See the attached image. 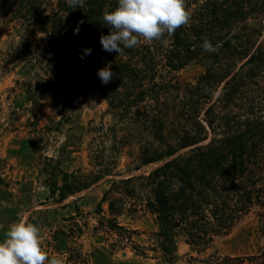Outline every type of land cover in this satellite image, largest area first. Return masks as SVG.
Listing matches in <instances>:
<instances>
[{
	"label": "trees",
	"instance_id": "trees-1",
	"mask_svg": "<svg viewBox=\"0 0 264 264\" xmlns=\"http://www.w3.org/2000/svg\"><path fill=\"white\" fill-rule=\"evenodd\" d=\"M69 2L0 0V19L46 42L53 92L73 101L99 89L111 110L136 123L143 135L139 165L155 167L118 182L144 189L140 206L154 217L164 262L178 259L182 238L198 264H264V247L244 257L199 259L243 216L264 213V0H185L187 25L159 41L140 38L120 53L100 43L110 33L103 12L117 0H83L74 9ZM204 39L216 51H204ZM192 62L203 73L194 83L180 82L175 73ZM109 65L113 77L104 84L98 70ZM87 186L65 183L52 193L58 190L60 201ZM117 200L110 199L111 211ZM106 222L125 230L113 217Z\"/></svg>",
	"mask_w": 264,
	"mask_h": 264
},
{
	"label": "rangeland",
	"instance_id": "rangeland-1",
	"mask_svg": "<svg viewBox=\"0 0 264 264\" xmlns=\"http://www.w3.org/2000/svg\"><path fill=\"white\" fill-rule=\"evenodd\" d=\"M49 58L45 41L0 19V240L11 222L26 217L41 229L42 248L64 264H168L157 247L154 217L140 206L144 189L132 184L136 196L130 199L132 185L118 182L155 167L139 165L138 126L111 110L99 89L73 101L53 92ZM203 71L192 62L175 76L194 83ZM65 183L88 186L59 201L52 189ZM106 191L112 197L105 199ZM112 198L119 199L113 211ZM109 217L125 230H110ZM263 247L264 213L256 209L199 259L244 257ZM177 253L171 264H198L182 238Z\"/></svg>",
	"mask_w": 264,
	"mask_h": 264
},
{
	"label": "clouds",
	"instance_id": "clouds-1",
	"mask_svg": "<svg viewBox=\"0 0 264 264\" xmlns=\"http://www.w3.org/2000/svg\"><path fill=\"white\" fill-rule=\"evenodd\" d=\"M69 6L82 8L83 0H70ZM189 21L185 0H117L114 10L106 8L103 12V23L110 33L101 35L100 43L104 51L120 53L122 48L136 47L140 38L152 42L161 40L165 34L170 36ZM78 31L79 28L74 34ZM201 47L207 52L216 51L207 39ZM84 53L90 55L91 49H84ZM98 77L102 83H109L113 77L110 65L99 69ZM40 232L26 217L11 222L0 240V264H64L59 255H49L42 248Z\"/></svg>",
	"mask_w": 264,
	"mask_h": 264
}]
</instances>
